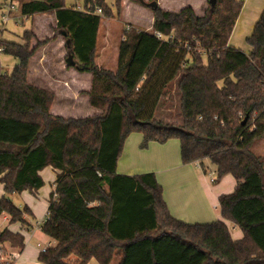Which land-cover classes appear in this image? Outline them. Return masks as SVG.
I'll return each instance as SVG.
<instances>
[{
	"label": "trees",
	"instance_id": "1",
	"mask_svg": "<svg viewBox=\"0 0 264 264\" xmlns=\"http://www.w3.org/2000/svg\"><path fill=\"white\" fill-rule=\"evenodd\" d=\"M136 1L153 11L154 28L125 30L115 71L96 62L102 21L114 15L106 0H84L81 10L68 8L66 0H21L13 11L28 18L55 14L68 66L92 74L90 105L102 113L51 114L55 94L28 80L41 43L30 48L31 31L24 44L0 39V55L18 61L8 74L0 60V217L20 226L16 232L0 228L2 252L7 245L22 252L24 231L34 228L31 208L18 207L10 196H38L45 186L41 172L50 167L56 188L41 230L54 244L40 252L42 264H264V160L253 152L264 138V12L247 38L248 55L229 44L243 0H208L204 16L190 6L170 12L156 1ZM122 3L115 0L117 13ZM7 4L0 0V12ZM177 79L181 125L155 116ZM132 133L143 134L144 149L177 139L184 164L209 160L217 180L232 175L238 185L220 197L219 208L243 239L234 240L222 220L175 219L153 173L118 174Z\"/></svg>",
	"mask_w": 264,
	"mask_h": 264
},
{
	"label": "crops",
	"instance_id": "2",
	"mask_svg": "<svg viewBox=\"0 0 264 264\" xmlns=\"http://www.w3.org/2000/svg\"><path fill=\"white\" fill-rule=\"evenodd\" d=\"M11 2L14 4V1L6 0V3ZM243 2V8L233 29L229 44L235 48L241 49L249 55L251 53V48L247 44V38L253 33L256 23L264 12V0H243ZM123 3V16H125L127 8L132 9L136 14L139 13L142 16L140 22H136V24L132 23L134 28H137L138 31L148 29L145 30V32H152L154 28V15L149 8L137 3H130L128 0H124ZM157 3L163 10L170 12H180L182 9L190 6L195 10L197 15L201 10L197 6L202 5V3L200 5L196 2L192 3L191 0H158ZM66 6L68 8H83L84 0H74L72 4L66 1ZM174 7H178V10L171 9H175ZM5 8L0 12V18L2 13L6 10ZM204 14L198 16H204ZM48 15L54 16L55 23L53 24L56 26L57 20L54 13L36 15L29 18L40 17L42 20ZM15 19L17 20L15 21ZM142 22L147 23L148 28L140 29L139 27H143L141 24ZM10 25H12L11 29ZM23 25L24 23L21 22V17L13 15V19L7 25L6 30L2 34V38L9 42L23 44V35L26 31L33 30L36 33L34 28H28L27 30L20 32L18 29L20 27L17 26ZM129 27L131 26L128 25L127 29ZM103 33H105L103 34V37H100V28L98 48L101 44V40L102 48L99 56H96V62L101 68L115 71L118 67L117 59H119L120 42L124 40V36L123 39H121L115 34L117 31L109 28L108 25L104 26ZM113 40L117 41L112 43ZM55 43H59L58 51L60 54V60L57 63L58 73L52 78H47L45 75V77H42L43 75H40L35 81L30 80L31 77L29 74V82L40 88L50 90L55 94V103L51 108V114L54 116L76 119L85 118L84 114H79V117L76 115L79 113L77 103L82 99V101L87 103V109H85L86 113H89L90 116L97 114V112H100L101 110L93 108L90 105L89 92L92 87V74L80 72L75 67H69L68 63L66 64L64 62L68 50L63 36H60ZM111 47L113 48L112 51L115 49V68L110 66L111 57L109 56V49ZM43 56L44 57L41 60L44 62L46 60V54H43ZM6 58L7 59H5L4 63L12 66L9 67L11 68L10 71L8 70L4 73L11 74L17 66L18 61L12 62L11 60L13 57L11 56H7ZM98 59L101 61L99 62ZM205 63H207L206 57ZM1 64L2 68H5L2 60ZM44 70L46 69H44L43 66V69H40L39 73L44 74ZM176 81L178 82V79L175 80V82ZM91 107L92 109H90ZM72 108H74L75 111ZM143 139V134L141 133H132L127 138L122 156L118 162L117 173L126 176L153 173L163 188L164 200L170 214L175 219L188 224H208L222 220L229 227L234 240L243 239V232L233 222L224 219L221 216L219 208L220 197L233 193L238 185L237 180L232 175H226L221 180H217V167H215L209 160H204L202 163L196 162L187 165L184 164L181 155V143L177 139H172L165 144L152 142L146 149L142 148ZM41 176L45 181V186L39 191L38 196L35 197L30 192H24L21 196H23L24 204L31 208L34 214V219L43 218V221L40 222L43 223L47 216L50 194L56 188L57 172L49 167L41 172ZM4 194V186L0 183V199ZM17 206L22 207L21 204ZM40 206L41 213H39ZM42 208L44 209V212H42ZM33 220L30 219L31 225L34 228L30 231H24L26 238V246L24 250L19 252L18 250L11 248L10 254L17 255L13 264H42L38 259L41 248L51 242L49 241L50 238L42 232L40 227H38V224H33ZM1 226L3 228L8 227L15 232L20 231L19 225H9V222H4ZM88 264L99 263L96 260H91Z\"/></svg>",
	"mask_w": 264,
	"mask_h": 264
},
{
	"label": "rangeland",
	"instance_id": "3",
	"mask_svg": "<svg viewBox=\"0 0 264 264\" xmlns=\"http://www.w3.org/2000/svg\"><path fill=\"white\" fill-rule=\"evenodd\" d=\"M6 1V0H4ZM21 0H14V5L15 7L18 6V4L20 3ZM67 2H69L70 4H72V2L74 0H66ZM124 1V0H123ZM130 3H137L141 6H143L142 4L138 3L136 0H128ZM146 2H150V1H156L158 2V0H144ZM190 1V0H189ZM175 2V1H174ZM191 2H196L198 5H200L202 3L201 6H197L198 8H200V12H198V15H202L204 14L206 8L208 7V0H191ZM106 4L109 6V8H111V10L114 12V15L110 18H104L102 21V25H101V36L103 37V33L104 32V26H107L111 29H115L117 31V36H119L121 39H123L125 30L127 29V26H131V29H135L138 31L137 28H134L132 23L136 22H140L142 20V16L139 13H135L132 9L127 8L126 12H125V16H123V12H124V3H122V8L121 10L117 13V10L115 9V0H106ZM160 7V6H159ZM161 8V7H160ZM175 9L171 8L172 10H178V7H174ZM150 10V9H149ZM152 13L153 11L150 10ZM51 14V13H50ZM154 15V14H153ZM1 20V19H0ZM17 19H15L16 21ZM108 20V21H107ZM21 22L24 23L23 26H17L20 27L18 28L20 30V32L27 30L28 28H34L36 33L31 30L32 33H34L35 37L32 38L31 42H30V48L34 49L36 48L40 43L41 46L38 48L36 54L31 58L30 60V64H29V71L28 72V78H29V74H30V80L31 81H35L36 78L40 77V75H43L42 77H47V78H52L54 75H56L58 73V66L57 63L60 60V54L58 51V47H59V43H55L56 40L62 36L60 34H58V32L56 31V26L54 22V16L53 15H48L46 17H44L42 20L40 17H36V18H24L21 17ZM108 22V24H107ZM131 22V23H128ZM146 22V21H145ZM143 27H139L140 29H145L147 26V23H141ZM12 28V25H10V29ZM107 29V27H106ZM148 30V29H145ZM144 30V31H145ZM117 40H113L112 43L116 42ZM121 43V42H120ZM24 44V43H23ZM101 44H102V40H101ZM99 45V48L97 50V57L99 56L100 52H101V48L102 45ZM66 48V47H65ZM116 48V46H115ZM112 47L109 49V56L111 57V62H110V66L112 68L116 67V57L114 55L115 49L112 51ZM43 54H46V60L43 62V60H41L44 56ZM7 55L5 54H1L0 58L2 60V63L4 64L5 68L3 69V72L5 71H10L12 65H7L4 63L5 59ZM119 57V56H118ZM67 58H68V53L66 58L64 59L65 63L67 64ZM11 60V59H10ZM13 61H17L14 58H12L11 60ZM98 61L100 62L101 60L98 59ZM117 63H118V59H117ZM44 66V74H40V69H43ZM45 75V76H44ZM38 87V86H37ZM50 91V90H48ZM52 92V91H51ZM53 93V92H52ZM83 100V99H82ZM80 100V102L77 103L78 105V111L79 113H77L76 115H78V117L80 116L79 114H84V117L86 116H90L89 113H86L87 109V103ZM181 94L179 92L178 86H177V81L173 82L170 84V86L167 87L163 98L161 100V103L155 113V116L158 120L164 121L166 123L169 124H173V125H181L182 124V113H181ZM55 103V100L53 102V104ZM52 104V106H53ZM76 105V106H77ZM75 106V107H76ZM74 107V106H72ZM52 108V107H51ZM74 111L75 109L72 108ZM92 109V107L90 108ZM51 111V110H50ZM102 111L97 112V114L93 115V116H98L101 115ZM91 117V116H90ZM65 119H69V118H65ZM253 152L255 155L260 156L261 158H263L264 160V138L260 139L259 141H257L255 143V145L253 146ZM50 184V183H48ZM11 199L14 201L15 204L19 205L21 204V206H24V201H23V196L21 195H11L10 196ZM24 204V205H23ZM39 213H41V206L39 207ZM42 212H44V209L42 208ZM46 214V211H45ZM1 220V219H0ZM35 225L39 224L41 221H43L42 219H34L33 220ZM10 222V220H9ZM3 221H0V224H3ZM3 227L1 226V229ZM49 241L54 244L53 240ZM6 247V252H5V261H3V263L6 264H13L14 263V258L11 257V248H9L10 246L7 245ZM74 258V257H73Z\"/></svg>",
	"mask_w": 264,
	"mask_h": 264
},
{
	"label": "built area",
	"instance_id": "4",
	"mask_svg": "<svg viewBox=\"0 0 264 264\" xmlns=\"http://www.w3.org/2000/svg\"><path fill=\"white\" fill-rule=\"evenodd\" d=\"M6 10L2 13L1 15V20H0V39L2 38V34L3 32L6 30V27L7 25L11 22V20L13 19V11L16 10V7L15 5L11 2V3H8L6 5ZM78 9H82V8H78ZM88 13H91L90 10L87 11ZM97 14H101L102 13V10L101 9H97L96 11ZM157 37L160 38V39H163V35L158 33L157 34ZM4 50V48L0 47V53H2ZM215 181V180H214ZM0 221H3V222H9V216L4 214L0 217ZM41 224L42 223H39L38 224V227L41 228ZM0 228H1V224H0ZM53 244L52 243H49L48 245H46L45 247H42L41 248V252H44L46 251L50 246H52ZM5 254L2 252V246L0 245V261L3 262L5 261ZM11 257L14 258V260H16L17 258V255L15 254H11Z\"/></svg>",
	"mask_w": 264,
	"mask_h": 264
},
{
	"label": "water",
	"instance_id": "5",
	"mask_svg": "<svg viewBox=\"0 0 264 264\" xmlns=\"http://www.w3.org/2000/svg\"><path fill=\"white\" fill-rule=\"evenodd\" d=\"M246 122V120L244 121V123Z\"/></svg>",
	"mask_w": 264,
	"mask_h": 264
}]
</instances>
